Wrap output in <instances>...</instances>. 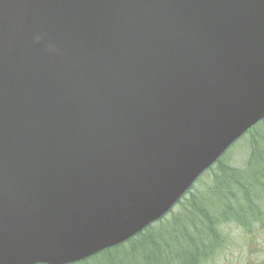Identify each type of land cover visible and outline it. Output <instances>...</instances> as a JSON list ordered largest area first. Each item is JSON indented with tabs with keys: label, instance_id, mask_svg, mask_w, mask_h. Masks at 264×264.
Listing matches in <instances>:
<instances>
[{
	"label": "water",
	"instance_id": "1",
	"mask_svg": "<svg viewBox=\"0 0 264 264\" xmlns=\"http://www.w3.org/2000/svg\"><path fill=\"white\" fill-rule=\"evenodd\" d=\"M264 119V0H0V264L136 236Z\"/></svg>",
	"mask_w": 264,
	"mask_h": 264
},
{
	"label": "trees",
	"instance_id": "2",
	"mask_svg": "<svg viewBox=\"0 0 264 264\" xmlns=\"http://www.w3.org/2000/svg\"><path fill=\"white\" fill-rule=\"evenodd\" d=\"M263 124L264 119L239 139L251 141L242 161L231 157L233 144L165 216L73 264H210L236 235L249 241L254 226H264Z\"/></svg>",
	"mask_w": 264,
	"mask_h": 264
},
{
	"label": "rangeland",
	"instance_id": "3",
	"mask_svg": "<svg viewBox=\"0 0 264 264\" xmlns=\"http://www.w3.org/2000/svg\"><path fill=\"white\" fill-rule=\"evenodd\" d=\"M260 129V128H259ZM264 130V124L261 127ZM251 141L249 138L238 140L231 148L233 159L236 162L243 160L246 149H249ZM254 231L248 233L250 240L239 241L236 235L229 242V247L210 264H264V226H254ZM251 231V230H249Z\"/></svg>",
	"mask_w": 264,
	"mask_h": 264
}]
</instances>
